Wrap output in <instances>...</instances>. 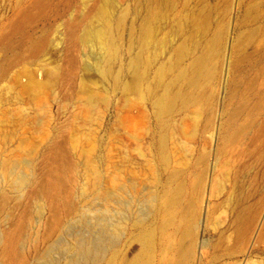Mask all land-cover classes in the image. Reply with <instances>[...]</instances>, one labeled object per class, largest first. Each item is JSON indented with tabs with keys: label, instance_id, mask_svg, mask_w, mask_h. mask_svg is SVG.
I'll use <instances>...</instances> for the list:
<instances>
[{
	"label": "rangeland",
	"instance_id": "1",
	"mask_svg": "<svg viewBox=\"0 0 264 264\" xmlns=\"http://www.w3.org/2000/svg\"><path fill=\"white\" fill-rule=\"evenodd\" d=\"M123 10L116 82L87 35ZM218 30L209 77L178 80ZM148 229L152 264H264V0H0V264H125Z\"/></svg>",
	"mask_w": 264,
	"mask_h": 264
},
{
	"label": "bare ground",
	"instance_id": "2",
	"mask_svg": "<svg viewBox=\"0 0 264 264\" xmlns=\"http://www.w3.org/2000/svg\"><path fill=\"white\" fill-rule=\"evenodd\" d=\"M157 8H153L149 11L146 20L141 24L139 28V40L141 42L140 50L135 53L128 62L127 68L132 72V79L130 83H126V87H132L131 89H139L144 81L145 77V66L147 59H144V49H146L147 39L151 38L155 29V18L160 12ZM127 10L121 11L116 16H111L107 11L102 15L103 24L100 27L92 28L88 30V38L94 43L98 44L104 51L105 55L99 65V71L104 78L112 77L114 81L119 82L122 80L123 69H114L113 61L119 55V44L116 39V34L121 30L124 19L126 17ZM195 24L199 28L205 29L206 17L205 14H200L197 18H194ZM221 39V31L213 32L209 38L206 48L203 49L192 61L189 69L183 70L178 76V80L186 81L190 86L195 87L202 79L209 77L211 73L209 59L211 55L216 51L217 45ZM184 48V46H183ZM182 48V49H183ZM128 82V81H126ZM134 87V88H133ZM130 89V88H129ZM150 89V88H146ZM181 92H172L171 88L168 87L165 92L156 99L154 106L158 114H164L173 106L175 100L181 97ZM183 191V185L178 184L173 187L167 194L165 202L166 204H172L180 199ZM112 191H107L104 195L105 201L112 198ZM151 207V202H149ZM138 219V218H137ZM141 217L137 222H141ZM120 224V223H119ZM118 224V225H119ZM112 230L117 228L116 225L112 227ZM156 230L148 229L144 232L141 237V251L139 254L126 262L125 264H152L153 260V249L156 240ZM88 251V247L85 248ZM181 257L186 256V252L180 253Z\"/></svg>",
	"mask_w": 264,
	"mask_h": 264
}]
</instances>
